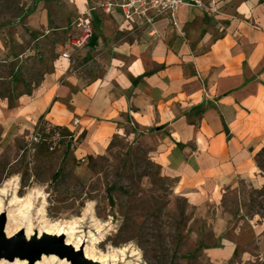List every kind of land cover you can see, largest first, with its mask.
Segmentation results:
<instances>
[{
    "label": "crops",
    "instance_id": "crops-1",
    "mask_svg": "<svg viewBox=\"0 0 264 264\" xmlns=\"http://www.w3.org/2000/svg\"><path fill=\"white\" fill-rule=\"evenodd\" d=\"M99 1L43 0L40 9L67 5L79 19ZM92 16L93 37L74 62L63 52L30 93L11 104L0 97V130L19 134L46 120L81 135L79 159L104 153L115 136L144 133L150 158L213 233L247 241L256 227L231 226L223 206L232 191L264 184V0L184 5L175 20L152 25L129 23L118 8ZM221 244L208 253L217 264L238 245L228 236Z\"/></svg>",
    "mask_w": 264,
    "mask_h": 264
},
{
    "label": "rangeland",
    "instance_id": "rangeland-1",
    "mask_svg": "<svg viewBox=\"0 0 264 264\" xmlns=\"http://www.w3.org/2000/svg\"><path fill=\"white\" fill-rule=\"evenodd\" d=\"M41 1L0 0V97H9L10 104L53 71L54 60L72 51L67 41L78 33L73 9L48 3L45 12ZM79 51L72 52L73 62ZM55 128L60 133L56 140ZM61 128L42 119L19 134L0 130V188L17 179L21 199L40 190L46 219L57 224L83 218L80 231L87 240L89 231L96 233L95 219L104 233L95 251L103 256L132 250L134 256L127 253L124 264H217L208 253L222 246L223 236L238 245L231 259L219 264H264V184L246 185L224 199L230 225L244 222L247 231L255 226L256 232L247 241L238 239L237 232L214 234L206 213L191 206L175 190V180L150 158L144 133L115 136L104 153L79 159L75 142L81 135ZM258 156L264 169V152ZM9 193L4 213L11 210ZM43 199L36 200L32 212L36 227ZM39 261L48 264L43 257Z\"/></svg>",
    "mask_w": 264,
    "mask_h": 264
},
{
    "label": "bare ground",
    "instance_id": "bare-ground-1",
    "mask_svg": "<svg viewBox=\"0 0 264 264\" xmlns=\"http://www.w3.org/2000/svg\"><path fill=\"white\" fill-rule=\"evenodd\" d=\"M18 188L17 179L5 184L0 188V217L6 215L5 235L8 237L14 236L18 232H23L27 240H30L34 235L41 238L45 233L55 236H65L67 245H71L77 250H83L87 259H91L100 264H124L127 253L131 256L132 250L118 251L116 254L109 252L107 255L101 256L100 253L95 251V244L104 236L103 227H100V223L95 219V232L89 231V238L84 239V236L80 231V223L83 222V218L74 219L73 222L64 223L58 222L57 224H51L45 217V195L40 190H33V193L29 197L23 199L19 198L16 190ZM11 191V199L9 200L10 211L4 213V202L6 197L9 196ZM44 198L41 207L37 210V221L39 225L36 227L32 219V212L35 210V202L37 199ZM89 209V208H88ZM138 256V255H135ZM43 260L52 264L57 261V257L43 256ZM0 264H26V261L15 260V263H9L2 259ZM35 264H41L40 261ZM59 264H70L66 260H60Z\"/></svg>",
    "mask_w": 264,
    "mask_h": 264
},
{
    "label": "built area",
    "instance_id": "built-area-1",
    "mask_svg": "<svg viewBox=\"0 0 264 264\" xmlns=\"http://www.w3.org/2000/svg\"><path fill=\"white\" fill-rule=\"evenodd\" d=\"M184 5L203 9L207 6V0H122L120 3H114L110 0L99 1L93 9H89L82 14L75 23L78 33L73 35L68 41L72 51H67L64 56L71 60L73 51L82 50L88 46L94 34L92 12L96 9L101 8L105 14H110L114 8H118L127 22H141L144 25H152L155 19L162 16H170L172 20H175L177 11ZM78 124L79 121L77 119L74 120V125ZM56 129L52 130V132L48 131L53 134L54 140L60 137V133Z\"/></svg>",
    "mask_w": 264,
    "mask_h": 264
},
{
    "label": "water",
    "instance_id": "water-1",
    "mask_svg": "<svg viewBox=\"0 0 264 264\" xmlns=\"http://www.w3.org/2000/svg\"><path fill=\"white\" fill-rule=\"evenodd\" d=\"M6 218L0 217V261H27L35 264L45 255L66 260L70 264H100L87 259L83 250H77L67 245L65 236L44 234L41 238L34 235L27 240L23 232H18L12 237L5 235Z\"/></svg>",
    "mask_w": 264,
    "mask_h": 264
},
{
    "label": "trees",
    "instance_id": "trees-1",
    "mask_svg": "<svg viewBox=\"0 0 264 264\" xmlns=\"http://www.w3.org/2000/svg\"><path fill=\"white\" fill-rule=\"evenodd\" d=\"M56 127H58L59 129H62L61 127H59V126H56ZM66 133H69L68 132V130L65 128V129H63Z\"/></svg>",
    "mask_w": 264,
    "mask_h": 264
}]
</instances>
